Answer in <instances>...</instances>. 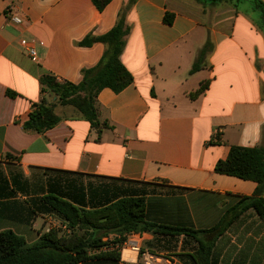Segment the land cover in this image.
Instances as JSON below:
<instances>
[{
	"label": "crops",
	"instance_id": "obj_1",
	"mask_svg": "<svg viewBox=\"0 0 264 264\" xmlns=\"http://www.w3.org/2000/svg\"><path fill=\"white\" fill-rule=\"evenodd\" d=\"M128 1L111 0L100 11L93 0H0V232L34 244L50 229L67 227L46 201L51 195L92 209L152 188L149 221L197 230L254 195L257 182L215 169L234 145H264V32L249 5L137 0L121 54L134 82L98 95L100 120L109 126L99 131L75 107L57 104L59 124L43 133L24 129L43 97L41 75L80 82L106 46L79 42L109 31ZM11 9L22 24L10 19ZM23 37L36 39L38 61L22 47ZM208 41L205 65L191 73ZM206 80L208 88L191 98ZM198 236L214 241V264H264V217L252 207L219 236ZM128 239L173 256L175 264H195L193 236L144 232ZM122 263L101 257L78 264Z\"/></svg>",
	"mask_w": 264,
	"mask_h": 264
},
{
	"label": "trees",
	"instance_id": "obj_2",
	"mask_svg": "<svg viewBox=\"0 0 264 264\" xmlns=\"http://www.w3.org/2000/svg\"><path fill=\"white\" fill-rule=\"evenodd\" d=\"M137 0H129L119 13L116 24L102 35L87 34L79 44L91 46L95 42L105 44V51L100 61L92 67L82 70V80L71 82L60 80L53 74L44 73L40 77L43 97L33 104L29 118L23 123L25 130L46 132L55 127L62 117L55 111L57 104L75 107L91 126L102 131L108 127L107 122L100 120L98 95L104 88L120 92L133 84L134 76L121 60L125 38L130 32L127 14ZM203 4L231 3L237 9L246 2L258 15L257 23L264 32V0H198ZM102 11L111 0H93ZM172 23V15L165 17ZM208 41L199 51L191 73L200 70L205 64L203 58L210 49ZM209 86V80L203 81L200 87L190 94L196 98ZM12 96L13 92H9ZM217 172L237 176L258 183L254 195L243 197L237 204L225 212L216 225L208 229L171 226L151 222L146 217V196L153 191L148 188L143 193L123 196L102 207L86 209L58 196H48L46 201L51 208L61 214L70 228V234H61L59 229L52 228L42 234L34 244L12 231L0 232V264H78L79 262L101 257H121L119 248L125 244L130 235L153 232L157 235H190L199 243L197 251L191 254L195 264H214L212 257L213 242H205L198 235L222 234L230 224L246 209L252 207L264 217V145L244 147L234 145L226 159L218 161ZM106 246H114L111 251L91 253Z\"/></svg>",
	"mask_w": 264,
	"mask_h": 264
},
{
	"label": "built area",
	"instance_id": "obj_3",
	"mask_svg": "<svg viewBox=\"0 0 264 264\" xmlns=\"http://www.w3.org/2000/svg\"><path fill=\"white\" fill-rule=\"evenodd\" d=\"M10 19L16 24H22L23 18L12 9L8 11ZM22 47L29 54V56L35 60H39V52L36 47L35 38L23 37L20 40ZM131 251L130 256H125V250ZM122 257V264H175V258L167 253L156 252L150 249L143 248L138 240L128 239L120 250Z\"/></svg>",
	"mask_w": 264,
	"mask_h": 264
},
{
	"label": "rangeland",
	"instance_id": "obj_4",
	"mask_svg": "<svg viewBox=\"0 0 264 264\" xmlns=\"http://www.w3.org/2000/svg\"><path fill=\"white\" fill-rule=\"evenodd\" d=\"M248 6V5H250V3L249 2H246V3H244V6ZM57 229H59V231H60V233L62 234H70L71 233V230H70V228H68V227H63V226H57L56 227Z\"/></svg>",
	"mask_w": 264,
	"mask_h": 264
},
{
	"label": "bare ground",
	"instance_id": "obj_5",
	"mask_svg": "<svg viewBox=\"0 0 264 264\" xmlns=\"http://www.w3.org/2000/svg\"><path fill=\"white\" fill-rule=\"evenodd\" d=\"M132 253L129 249H126L125 250V256H130Z\"/></svg>",
	"mask_w": 264,
	"mask_h": 264
}]
</instances>
